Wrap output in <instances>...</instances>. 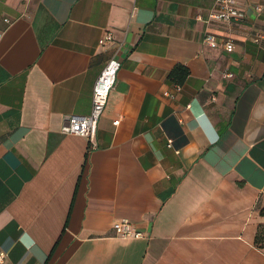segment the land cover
Masks as SVG:
<instances>
[{
    "label": "crops",
    "instance_id": "crops-1",
    "mask_svg": "<svg viewBox=\"0 0 264 264\" xmlns=\"http://www.w3.org/2000/svg\"><path fill=\"white\" fill-rule=\"evenodd\" d=\"M213 1L0 0V264H264V10ZM112 55L94 145L61 134Z\"/></svg>",
    "mask_w": 264,
    "mask_h": 264
},
{
    "label": "built area",
    "instance_id": "built-area-1",
    "mask_svg": "<svg viewBox=\"0 0 264 264\" xmlns=\"http://www.w3.org/2000/svg\"><path fill=\"white\" fill-rule=\"evenodd\" d=\"M252 9L256 14L261 13L264 10V0H253ZM241 18L242 12L237 8L235 0H214L212 10L207 15V21L231 22L238 21ZM110 43H112V35L109 31L104 32L97 40V44L100 46ZM202 43L209 48H215L219 45L226 52H230L233 49V43L230 39L216 38L210 32L203 33ZM118 67L119 62L114 55L105 61L92 85L89 112L85 115L72 114L65 116L59 128L61 134L77 135L85 138L91 146L94 145L96 123L103 111L108 93L114 84ZM223 76L229 77L230 74L225 72ZM172 85L175 92L180 90L179 84ZM162 95L169 99L174 97V94L168 91H163ZM116 122L114 120L112 123L116 124ZM111 226L115 235L122 239L139 238L143 235L140 230L136 229L132 223L125 219L114 221ZM2 256L3 254L0 253V258Z\"/></svg>",
    "mask_w": 264,
    "mask_h": 264
},
{
    "label": "trees",
    "instance_id": "trees-1",
    "mask_svg": "<svg viewBox=\"0 0 264 264\" xmlns=\"http://www.w3.org/2000/svg\"><path fill=\"white\" fill-rule=\"evenodd\" d=\"M187 74L188 71L184 66L180 64H175L168 72L167 78L173 84L180 85L186 78ZM258 240L264 241V228H258V230L256 231V234L254 236V242H257Z\"/></svg>",
    "mask_w": 264,
    "mask_h": 264
}]
</instances>
